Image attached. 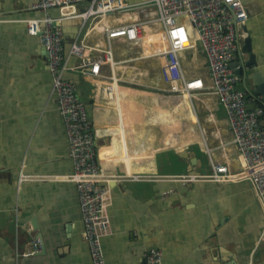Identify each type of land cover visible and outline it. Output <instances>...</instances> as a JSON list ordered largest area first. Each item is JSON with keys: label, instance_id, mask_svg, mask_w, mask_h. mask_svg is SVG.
Returning a JSON list of instances; mask_svg holds the SVG:
<instances>
[{"label": "crops", "instance_id": "obj_1", "mask_svg": "<svg viewBox=\"0 0 264 264\" xmlns=\"http://www.w3.org/2000/svg\"><path fill=\"white\" fill-rule=\"evenodd\" d=\"M36 2L0 0V264H92L47 49L25 23L42 15ZM244 2L239 48L249 38L252 70L264 75V0ZM100 28L88 44H104ZM127 52L115 43L118 59ZM76 63L68 58L65 78L87 105L97 160L110 177L106 264H148L152 249L162 264H264V211L251 183L185 179L209 174L211 160L239 169L217 96L167 94L156 73L145 77L148 85L119 83L110 93L103 78L70 69ZM183 63L207 82L201 53L186 51ZM260 121L264 129V115ZM21 173L30 177L20 182ZM36 237L39 251L30 254Z\"/></svg>", "mask_w": 264, "mask_h": 264}, {"label": "built area", "instance_id": "obj_2", "mask_svg": "<svg viewBox=\"0 0 264 264\" xmlns=\"http://www.w3.org/2000/svg\"><path fill=\"white\" fill-rule=\"evenodd\" d=\"M244 1L37 0L33 5L42 15L25 20L27 32L38 35L47 49L51 94L64 124L73 167L68 179L77 189L92 264H106L102 238L110 233L108 207L112 194L107 184L110 177L97 160L87 105L75 84L64 78L68 58L75 56L77 60L70 69L106 80L109 92L119 83L145 86V77L153 73L164 84L159 89L167 94L183 93L191 99L198 92H213L225 112L239 169L233 171L226 164L211 160L209 174H188L185 179L207 178L218 183L248 180L264 211V129L258 128L264 108L247 106V95L239 87L241 77L235 72L239 64L235 68L230 66L237 58L240 34L247 19ZM75 17H81L82 23L65 52L64 29L59 23ZM96 24L105 36L104 44L86 41ZM116 42L129 49L119 59L115 54ZM186 51L202 54L207 82L202 75L191 74L184 67ZM29 177L21 173L19 181ZM260 239L264 240V230ZM31 245L28 253L38 252L40 240L34 238ZM145 259L148 264H162V253L152 249Z\"/></svg>", "mask_w": 264, "mask_h": 264}, {"label": "water", "instance_id": "obj_3", "mask_svg": "<svg viewBox=\"0 0 264 264\" xmlns=\"http://www.w3.org/2000/svg\"><path fill=\"white\" fill-rule=\"evenodd\" d=\"M82 23L81 17L68 18L60 21V25L64 29V40L67 43L65 52L68 51L70 43L80 30ZM71 24V26H69ZM71 27V28H69ZM41 31L44 28V23L40 24ZM244 30V27H243ZM40 31V32H41ZM245 31V30H244ZM249 52L248 59L244 58V53ZM75 58V56H70ZM239 64L238 68H235ZM255 64L253 55L251 54V45L249 38L244 40V46L239 48L237 58L230 63L235 72L241 76V84L246 95L256 101L264 108V75L259 74L258 71H253L252 66ZM65 78V72H64ZM66 79V78H65ZM263 122L259 121L258 128L262 127Z\"/></svg>", "mask_w": 264, "mask_h": 264}, {"label": "bare ground", "instance_id": "obj_4", "mask_svg": "<svg viewBox=\"0 0 264 264\" xmlns=\"http://www.w3.org/2000/svg\"><path fill=\"white\" fill-rule=\"evenodd\" d=\"M150 63H151V62H150ZM159 82H160V81H159ZM160 83H161V82H160ZM147 85H148V84H147ZM107 88H108V87H107ZM111 92H112V91H111ZM111 92H110V93H111Z\"/></svg>", "mask_w": 264, "mask_h": 264}, {"label": "rangeland", "instance_id": "obj_5", "mask_svg": "<svg viewBox=\"0 0 264 264\" xmlns=\"http://www.w3.org/2000/svg\"><path fill=\"white\" fill-rule=\"evenodd\" d=\"M151 89V88H150ZM183 93H181V95H182ZM185 96V95H184Z\"/></svg>", "mask_w": 264, "mask_h": 264}]
</instances>
